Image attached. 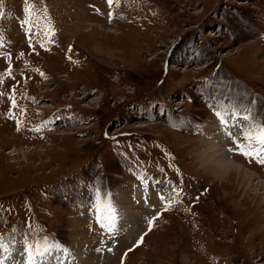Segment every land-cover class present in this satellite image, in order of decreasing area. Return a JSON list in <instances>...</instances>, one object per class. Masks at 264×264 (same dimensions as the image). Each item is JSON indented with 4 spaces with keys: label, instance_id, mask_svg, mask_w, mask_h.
I'll use <instances>...</instances> for the list:
<instances>
[{
    "label": "rangeland",
    "instance_id": "obj_1",
    "mask_svg": "<svg viewBox=\"0 0 264 264\" xmlns=\"http://www.w3.org/2000/svg\"><path fill=\"white\" fill-rule=\"evenodd\" d=\"M32 2L44 8H29L33 17L56 21L39 45L51 56L26 59L14 41L20 23L0 20V74L10 62L15 77L0 85V236L16 228L18 241L21 231L48 237L67 249L56 253L63 264H264L263 187L253 179L244 190L237 174H221L209 148L224 128L216 112L230 105L250 106L244 130L264 135V0H119L111 20L104 0H2V8L20 15ZM21 74L40 79L22 86ZM16 81L27 123L19 131L7 116ZM55 115L63 125L34 130ZM220 132L217 153L264 180V164L236 158ZM167 179L185 196L164 211L157 193ZM108 204L115 219L139 218L129 236L97 224L103 207V223L112 217Z\"/></svg>",
    "mask_w": 264,
    "mask_h": 264
},
{
    "label": "snow or ice",
    "instance_id": "obj_2",
    "mask_svg": "<svg viewBox=\"0 0 264 264\" xmlns=\"http://www.w3.org/2000/svg\"><path fill=\"white\" fill-rule=\"evenodd\" d=\"M27 3V0H25ZM109 7L111 8L114 3H119V0H107ZM30 11L29 8H25L24 12L27 14ZM3 8H2V0H0V16H3ZM109 20L112 19V12H109ZM49 35H54V33H49ZM2 40H0V47H2ZM29 47L34 49L33 42L31 37H29ZM40 47L44 48V43H41ZM69 52L72 51L71 46L68 49ZM8 61H11L12 56L11 53H8ZM23 55V53H21ZM71 60V57H68ZM44 74L41 73V76ZM6 79L15 80L13 76V68L11 63H8V67L5 69L3 74H0V85L5 83ZM18 81H16L12 88L9 90L7 94V99L9 100V111L7 113L8 118H15V113L13 109L18 107L17 104V85ZM5 96V93L0 91V97ZM253 105L256 103L255 99L251 102ZM229 111L225 113H221L220 111L216 112V115L221 119L222 126L228 130L227 134L235 135L237 131L239 132L240 139L235 140L234 143L236 145V151L245 157L255 159L257 163L264 164V135L253 136L250 132L245 131L240 127L241 121H249L253 118L252 108L247 107L246 111H242L238 105H230ZM23 115V110H21ZM230 115V120H229ZM58 118V117H57ZM17 131L20 130L21 125L23 124V119H17ZM264 128V125H262ZM36 132L40 131V128L34 129ZM148 181L145 180V183ZM160 183V182H157ZM158 199L163 205L164 211H167L172 204L179 201L182 196V190L177 189L171 185L168 186L167 190L161 189L160 192L157 193ZM161 213H157V216L152 217L147 220L148 231H151L153 223L159 218ZM115 217L116 210L113 209L112 222L107 225V232L110 234L113 232L115 227ZM97 224L100 227H105L103 221L97 217ZM17 229L13 228L12 236H0V264H63L60 255H56V253H63L67 251L66 248H61L59 244H52L49 242L48 237H44L43 240L36 238V233L33 231H21L20 239L17 240ZM144 236L136 241V245L134 247H138L143 242ZM19 245V246H18ZM133 249H128V251H132ZM97 251H101V249H97ZM111 251V249H108Z\"/></svg>",
    "mask_w": 264,
    "mask_h": 264
},
{
    "label": "bare ground",
    "instance_id": "obj_3",
    "mask_svg": "<svg viewBox=\"0 0 264 264\" xmlns=\"http://www.w3.org/2000/svg\"><path fill=\"white\" fill-rule=\"evenodd\" d=\"M217 118H218V116L215 117V119H217ZM241 123H242V125L240 127L244 129L246 127V124H244L243 121H241ZM248 126H250V125H248ZM252 129L254 131L257 130V129L255 130L254 128H252ZM222 130L223 131L220 132V130L218 129V131L216 133L217 134L216 136H218V139L220 140L219 143H218L217 140H213L212 141V146L209 147L210 150H211V152H212V155L215 156V157H219L218 162L220 163V166H223L224 167V170L221 171V174H230L231 176H233L234 174H237L238 175L237 179L239 180L238 183L240 184V186L244 190L248 189L250 186L253 185V183H252L253 182L252 181L253 179H255V180L257 179L258 182L257 183H254V184H256L255 186H258L259 189H261V187H263V190H264V180H262L258 175H256L257 178H254L253 176H251L249 173H251L252 171H249L247 168L241 166L238 162H235L236 160L235 161L232 160L229 157V154L225 150L221 151V153H217V152H220L219 149L222 146L220 143L225 141L224 138L220 137L219 132L224 137L228 136V137L232 138L233 140L234 139L235 140H239L240 139V135H239V132L238 131L236 133L237 135L235 134L233 136V135L227 134L228 131L227 130L225 131L224 128H222ZM258 133H261V131L259 130ZM230 142H231V144H233L232 141H230ZM225 157H228V159H231L230 161H232L233 164L230 163L229 165H227L225 162H228L229 160L225 159ZM212 165L214 166V164H212ZM212 165H210L211 168H212ZM222 176H224V175H222ZM254 190H256V189H254ZM263 195H264V193H263ZM262 203H263V206H264V196H263ZM160 204H162V203L160 202ZM119 216H120V214L118 213L117 214V219H115V221H114V223H115L114 229H116L120 233V235H122V234L125 235L127 232H129V234H128V236H129L131 234V232H132L130 228L132 226L133 227H137L138 226V224H139L138 223L139 218H137V216H131L129 214H127L125 217H124L123 214H122V216H120V217ZM106 218L111 219L112 217H110V216H106L105 217V220L106 221L104 222V225L107 227V225H109L112 222V220H107ZM126 218L128 219V222L125 221ZM140 219H141L140 223L142 224L143 220H142V218H140ZM124 221L126 223H124ZM120 228L121 229L124 228L123 231Z\"/></svg>",
    "mask_w": 264,
    "mask_h": 264
},
{
    "label": "flooded vegetation",
    "instance_id": "obj_4",
    "mask_svg": "<svg viewBox=\"0 0 264 264\" xmlns=\"http://www.w3.org/2000/svg\"><path fill=\"white\" fill-rule=\"evenodd\" d=\"M187 173H189L188 171H186ZM197 183H198V185H199V182L197 181ZM197 186V185H196ZM185 194V191L182 193V196H181V200H182V203L184 202V195ZM204 198L206 199L207 197L204 195ZM198 206V205H197ZM196 206V207H197ZM196 209L194 210V217H195V215H196ZM198 212V211H197Z\"/></svg>",
    "mask_w": 264,
    "mask_h": 264
}]
</instances>
